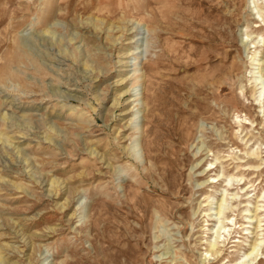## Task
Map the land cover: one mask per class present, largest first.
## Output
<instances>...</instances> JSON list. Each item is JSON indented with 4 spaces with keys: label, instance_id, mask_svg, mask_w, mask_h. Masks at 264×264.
<instances>
[{
    "label": "rangeland",
    "instance_id": "1",
    "mask_svg": "<svg viewBox=\"0 0 264 264\" xmlns=\"http://www.w3.org/2000/svg\"><path fill=\"white\" fill-rule=\"evenodd\" d=\"M0 264H264V0H0Z\"/></svg>",
    "mask_w": 264,
    "mask_h": 264
},
{
    "label": "bare ground",
    "instance_id": "2",
    "mask_svg": "<svg viewBox=\"0 0 264 264\" xmlns=\"http://www.w3.org/2000/svg\"><path fill=\"white\" fill-rule=\"evenodd\" d=\"M220 213H221V209L218 210V214H220ZM253 250H254V248L252 247L250 252H252Z\"/></svg>",
    "mask_w": 264,
    "mask_h": 264
}]
</instances>
